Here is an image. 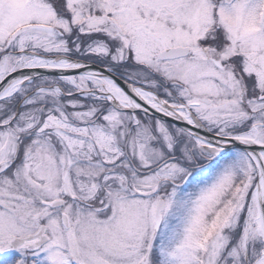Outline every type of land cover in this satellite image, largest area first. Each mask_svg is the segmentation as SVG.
I'll list each match as a JSON object with an SVG mask.
<instances>
[{"label": "snow or ice", "instance_id": "1", "mask_svg": "<svg viewBox=\"0 0 264 264\" xmlns=\"http://www.w3.org/2000/svg\"><path fill=\"white\" fill-rule=\"evenodd\" d=\"M0 264H264V0H0Z\"/></svg>", "mask_w": 264, "mask_h": 264}]
</instances>
